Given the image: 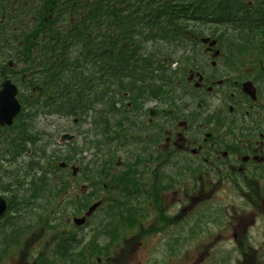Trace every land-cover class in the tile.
I'll use <instances>...</instances> for the list:
<instances>
[{
  "label": "flooded vegetation",
  "instance_id": "af4514ba",
  "mask_svg": "<svg viewBox=\"0 0 264 264\" xmlns=\"http://www.w3.org/2000/svg\"><path fill=\"white\" fill-rule=\"evenodd\" d=\"M73 4L75 0H0V91L5 82L15 86L16 99L22 107V113L11 125L0 127V153L13 148L16 127L28 126L39 101L53 95V92L43 94V83L49 84L52 79L47 71L57 69L56 73L61 75L69 64L60 56L53 57L49 51L45 53L37 49L47 44L42 38L43 32L52 34L53 28L60 24L54 22V18L61 16L63 26L77 22V9L72 7ZM230 33L221 24L215 36H209V43L202 42L205 36L188 33L184 37L188 44L174 54L175 61L164 82L167 91L162 97L150 91L148 84L140 85L142 89H139L138 85L128 83L124 84L120 97L112 99L109 82L96 84L104 89V95H109L108 105L115 102L120 107V121H112L110 127L107 125L109 117L105 122V132H108L112 146L109 152L115 151L110 156L113 160L106 163L107 171L113 177L119 175L115 182L135 183L129 185L128 192L134 193L136 213L153 215L160 223L157 230L164 227L167 234L173 232L176 223H182L185 215L188 219L193 218L192 223H197L205 233L206 226L211 223L220 226L218 217L223 215L222 207L213 209L215 213L212 215L208 205H215L216 199L222 202L218 193L233 190L238 191L245 201L230 214L232 222L228 219L234 239L236 232L246 234L256 216L264 218V42L261 37L247 42L244 37ZM212 41H215L214 47H209ZM53 63L55 68L47 66ZM155 63L158 64V58ZM111 88L114 89L115 85ZM130 88L135 91L126 90ZM174 100L177 101L175 104ZM61 119L65 121L66 117ZM74 141L75 138L72 147ZM62 146L61 140L57 143L48 141V148L54 151ZM119 151H122L121 156H118ZM8 172L0 163V193L6 197L15 188L16 191H26L28 186L32 192V182H67L66 179L51 178V171L48 178H37L42 173L44 176V172L36 170L25 174L24 178H13ZM1 182L14 184L8 186ZM174 182L184 183L181 199L175 197L178 190H175ZM258 182H263V194ZM121 196L123 200L133 198L132 195ZM6 201L11 206L13 197ZM180 202L182 204L172 212V206ZM227 212L225 210V214ZM23 214L22 211L8 210L0 225L8 222L7 218ZM163 215L167 220H161ZM190 226L193 225L190 223ZM139 227L143 233H137L135 245L126 242L124 247H129L128 250L136 249V246L141 249L144 246L142 238L158 235L157 230L149 229L152 225L143 228L140 223ZM218 230L215 242L209 245L214 248H217L216 242L221 236ZM195 232V228L188 231L190 240L195 237ZM249 243L235 245L242 257L248 251L258 250L262 242L257 243V248ZM204 244L208 251L207 243H198L199 246ZM82 261L89 262L87 259ZM57 262L59 259L40 258L25 260L24 264ZM194 262L187 258L183 264ZM237 262L255 264L256 258L250 261L237 258L234 263ZM70 263L78 264L76 259ZM96 263L102 264V260L97 259ZM12 264H16L14 260ZM105 264L113 263L108 260Z\"/></svg>",
  "mask_w": 264,
  "mask_h": 264
},
{
  "label": "trees",
  "instance_id": "16d2710c",
  "mask_svg": "<svg viewBox=\"0 0 264 264\" xmlns=\"http://www.w3.org/2000/svg\"><path fill=\"white\" fill-rule=\"evenodd\" d=\"M72 7L77 9V22L63 26L61 16L54 18L60 24L52 34L43 32L47 44L37 51H49L53 57L69 61L62 75L57 69L47 71L52 79L43 83V94H55L42 108L51 114L76 113L79 121L92 113L97 124L107 113H114L102 110L109 95L97 87L98 82L110 83V90L116 93L113 98L128 83L139 89L148 84L159 93L167 75L162 50L183 46L192 27L202 24L217 29L223 24L247 42L260 37L264 42V0H75ZM148 44L161 48L149 49ZM47 66L56 67L54 63ZM60 82L64 86H57Z\"/></svg>",
  "mask_w": 264,
  "mask_h": 264
},
{
  "label": "rangeland",
  "instance_id": "374dc122",
  "mask_svg": "<svg viewBox=\"0 0 264 264\" xmlns=\"http://www.w3.org/2000/svg\"><path fill=\"white\" fill-rule=\"evenodd\" d=\"M205 35L209 36L210 34L207 31L205 32ZM148 45L149 49L152 47H156L158 49L161 48L158 45ZM247 49H252V47H248ZM162 51L163 54L165 53L167 55L169 52H172L171 49H164ZM21 67L23 68L22 65ZM16 68L20 69V66H16ZM176 102L177 101L174 100V104ZM47 120L52 121V124L57 128L65 125V122L62 123L60 119L49 118ZM89 122V119L86 118V123L79 126L81 136L78 137L76 142L77 145L75 144V147L82 151V153L77 156L82 160L81 162L79 161V164L82 165L83 163L86 165L85 167H89V165L92 164L91 169L79 171V174L75 177V179L72 177L71 172L62 173L61 175H63V177L60 178L63 180L66 179L67 182H65V184L59 185L58 188H60V192L57 194L54 193L55 190L46 189L45 191L43 187L46 197L39 199L37 205L32 207V210L34 209L42 213L35 215V219L29 222L28 227L30 228V231H26L22 238L16 241V243H13L11 246H7L5 248L2 244L1 238L2 229H0V264H12L13 260L16 264H24L25 260L55 258L54 247L56 240L61 236V234L63 235L67 232H71V235L84 233L87 232L90 227L91 232L89 236H87V239L90 238V235L92 234H96V236L89 242V245H86L87 247L84 246V248H78L79 252L86 253L89 256H80L81 253L76 255L75 259L77 260L78 264H96V258L101 259L102 264H105L108 260L113 264H183L187 258L194 260V264H241L240 262L234 263L237 258L239 260L246 258L249 261L256 258L255 264H264V250H262L264 246L263 217L256 216L254 219L255 222L250 224L252 226H249L250 229L246 232V234L241 235L239 232H236L237 236L234 239L230 233V223L228 224L230 214L232 215L233 210H238L241 204H245V201H242L240 193L238 191V193L235 192V190L230 193H218V196L221 197L222 202H218L216 199L215 205H208V207L211 208L209 211L212 215L215 213L213 209L218 210L221 209V207V210H223V215H219L218 217L220 226L214 223H211V226H206L207 233L201 230V228L197 226V223L196 225L192 223L193 218L188 219L185 215V217L182 219V223H176L173 232L167 234L164 227L157 230L156 227H158L160 223L156 221L153 215H148V213H145L144 215L138 214V216H140L139 219H141V222H139L138 219L136 222L135 220L124 221L122 228L119 230V232H116L115 235L109 234L107 231L104 232L103 230L100 232V229L98 228V222H101L103 218H105L106 208L108 209L110 203L112 202L107 199L108 194L106 193V190L103 189L102 191L101 189L102 185L107 186V183H103L107 182V177L96 178L95 176H92V173L95 175L101 169V167H99L98 169L94 170L96 166L101 165L100 161L103 157H105L103 154L104 152L96 153L92 143L96 140L98 141L99 145L102 146V143L105 141L103 133H101V131L99 132L98 130H95L94 132L93 127L89 126ZM43 128L44 122L37 124L38 130ZM89 141L92 143L90 144ZM81 151H78V153ZM114 152L115 151L113 150V153ZM68 153L70 152L68 151ZM63 154H65V152H63ZM105 154L107 157L112 155L110 152ZM121 155L122 151H119L118 156ZM176 178L177 177L175 176V179ZM258 183L260 184V190L262 193L261 185L263 182ZM183 184L184 183L181 182H174V188H176L175 190H178V193L175 197L178 199H181V186ZM177 186L179 187L177 188ZM116 187L117 186L112 188ZM36 189L39 190L37 187ZM227 191L231 190L227 189ZM87 196H91V198L88 197V199H85ZM38 197L39 195L35 193H29L26 196V200L30 198L35 199ZM98 201L101 202L100 207L85 218L86 223L84 224L83 228H77L72 223V219L74 217H84L88 208ZM181 204L182 203L180 202L175 207L172 206V212L175 211L176 208ZM225 210L228 211L227 214H225ZM232 219H229L230 222H232ZM161 220H167L166 216L163 215ZM38 221H40V223H38ZM93 223H95L94 227ZM140 223L142 224L143 228H148L150 225H152L153 227H149V229L157 230L156 232L158 235L154 237H148L146 239L142 238L141 241L144 242V246L141 249L136 246V249L133 247L128 250L129 247H124V250H122L123 245L120 243L123 240H126V238H132V244L134 245L138 242L136 239H134V237L138 232L140 234L143 233L142 230L140 231ZM190 223L193 226L189 227ZM55 224H59L60 226L56 228L54 226ZM193 228L196 229L194 234L195 237H192L190 240L188 237V231ZM219 228L220 230H218ZM108 230L110 231V229ZM216 230L221 232V236L216 242L217 248H214L209 245L210 243L215 242L217 233ZM246 241L251 242L249 243L250 246L252 245L256 248L259 245L257 243H262L260 244L258 250L248 251L247 254L245 251L244 253L248 256L244 255V257H242L240 254L241 251H237V247L235 245L241 242L244 243ZM151 243L152 245H150ZM198 243H207L208 247H210L209 250H206V244L199 246ZM92 252L95 253L92 257H90ZM84 259L89 260V262L83 263L82 260ZM56 264L71 263L70 261H67L66 257L62 259L59 257V262Z\"/></svg>",
  "mask_w": 264,
  "mask_h": 264
},
{
  "label": "water",
  "instance_id": "95a60500",
  "mask_svg": "<svg viewBox=\"0 0 264 264\" xmlns=\"http://www.w3.org/2000/svg\"><path fill=\"white\" fill-rule=\"evenodd\" d=\"M16 90L15 87L10 85L9 83L3 84V89L0 91V125H10L12 119L19 113L20 105L18 104L16 98ZM98 203L93 205L88 214L91 213L96 207ZM5 201L0 198V216L5 211ZM84 219L75 220L77 224H81Z\"/></svg>",
  "mask_w": 264,
  "mask_h": 264
}]
</instances>
